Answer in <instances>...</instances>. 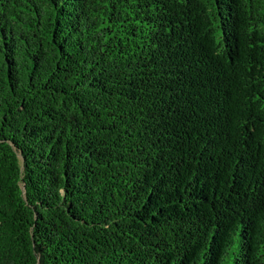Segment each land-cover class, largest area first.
I'll return each instance as SVG.
<instances>
[{"label": "trees", "instance_id": "obj_1", "mask_svg": "<svg viewBox=\"0 0 264 264\" xmlns=\"http://www.w3.org/2000/svg\"><path fill=\"white\" fill-rule=\"evenodd\" d=\"M0 264H264V0H0Z\"/></svg>", "mask_w": 264, "mask_h": 264}]
</instances>
